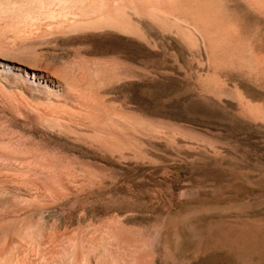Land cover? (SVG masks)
I'll return each instance as SVG.
<instances>
[{
    "label": "rangeland",
    "instance_id": "1",
    "mask_svg": "<svg viewBox=\"0 0 264 264\" xmlns=\"http://www.w3.org/2000/svg\"><path fill=\"white\" fill-rule=\"evenodd\" d=\"M220 4L232 35L223 50L182 17L164 26L134 16L145 37L124 38L136 51L100 58L111 74L104 84L63 92L99 99L112 114L104 122H92L87 105L48 111L50 122H69L66 132L42 126L38 111L32 119L0 111L40 130L5 143L11 153L0 152V166L13 159L56 174L64 156L68 172L65 188L41 187L40 199L28 182L12 191L1 182L22 215L0 219V229L21 228L6 229L0 251L12 237L21 264H264V8ZM65 44L43 49L48 66L91 64Z\"/></svg>",
    "mask_w": 264,
    "mask_h": 264
},
{
    "label": "bare ground",
    "instance_id": "2",
    "mask_svg": "<svg viewBox=\"0 0 264 264\" xmlns=\"http://www.w3.org/2000/svg\"><path fill=\"white\" fill-rule=\"evenodd\" d=\"M248 2L253 7L264 8V0H248ZM223 12L220 0H0V111L5 108L14 116H24L27 119H32L38 111L41 119L45 120L39 122L42 126L66 132L69 122H50L48 111L68 109L70 104L87 105L86 110L90 120L97 122L101 119V122H104L112 114L109 111L102 112L99 99H95L96 102L93 103L83 102L80 93L66 95L63 92L71 84L83 88L104 84L111 74L101 68L100 58L117 51L125 53L136 51L135 43L124 38V35L145 37L134 16L147 18L153 23L164 26H167L170 18L182 17L186 21H191L203 34L205 33L207 39L218 50H223L229 42L228 35H231V32L228 33ZM88 30H100L103 34L93 36L82 33ZM65 37V49L69 55L89 56L90 65H82L79 68H67L65 65L54 68L55 64H52L53 68L48 66L50 63L47 60L50 57L48 55L49 58H46L43 49L48 46L58 47ZM251 58L248 55L240 56V60L248 67L252 64ZM72 112L76 116L80 114L76 111ZM5 117L3 114L0 115V152L2 153L5 151L11 153L8 151L10 148L6 150L7 146L5 147L4 144L20 136L21 133L36 134L40 131L31 125L34 122H16L13 117ZM29 138L28 142L34 141L33 138ZM38 145L40 151L49 147L47 144ZM63 158L65 157H59V169L56 174H49L41 170L26 171L25 167L9 157L6 166H0V184L4 182L12 187L9 188L10 190L16 188L18 190L22 188L20 185L28 182L27 191L36 198H43L42 188L55 192V185L63 188L67 186L68 172L64 169ZM31 175L36 176L37 182H30L28 176ZM76 202V207L79 208L80 200L77 198ZM51 203L54 205L53 202ZM14 213L17 215L16 220H19L20 204L10 202L9 197L0 192V219L8 218ZM41 222L43 224V221ZM38 223L37 221L36 225H39ZM14 226L9 227L13 232L15 231L14 233L21 230L20 225ZM6 229H0V238L4 234L3 238L7 239L6 235L9 232L4 233ZM12 233L10 232V235ZM14 240L11 237L12 245L9 247L6 245L8 248L0 251V264H21L22 260H18L17 257V247L20 245ZM81 263L79 261V264ZM91 264L99 263L92 261Z\"/></svg>",
    "mask_w": 264,
    "mask_h": 264
}]
</instances>
